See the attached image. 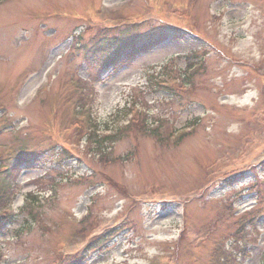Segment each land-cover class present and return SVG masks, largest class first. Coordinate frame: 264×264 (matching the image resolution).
<instances>
[{
	"label": "rangeland",
	"instance_id": "374dc122",
	"mask_svg": "<svg viewBox=\"0 0 264 264\" xmlns=\"http://www.w3.org/2000/svg\"><path fill=\"white\" fill-rule=\"evenodd\" d=\"M0 192V264H264V0H0Z\"/></svg>",
	"mask_w": 264,
	"mask_h": 264
},
{
	"label": "trees",
	"instance_id": "16d2710c",
	"mask_svg": "<svg viewBox=\"0 0 264 264\" xmlns=\"http://www.w3.org/2000/svg\"><path fill=\"white\" fill-rule=\"evenodd\" d=\"M166 26L167 25L164 23L157 24L155 26L151 25V27L148 28L144 34L141 33L138 37H134L135 39L130 42L125 41L126 38L123 37L117 38L116 34L110 33V28L99 27L97 35L91 36L90 38L87 37V40L85 39L86 41L83 40V35L80 37L77 36V40L79 41V44L77 41V46L85 52L86 58L89 57L88 53L94 50H116V52L109 55V58L103 62L107 66L111 65L116 68H121V66L131 65V63L135 61L138 56L142 55V53L148 52L157 44L162 43V41L167 37L166 35L169 34L168 30L165 31L164 29ZM168 27L175 30L173 35L178 36L185 34L173 26ZM99 52L96 51L97 54ZM153 84L154 82L149 83V87H152ZM4 217L5 215H0V224H3L2 221ZM14 220L15 219H10L7 224L14 222Z\"/></svg>",
	"mask_w": 264,
	"mask_h": 264
},
{
	"label": "bare ground",
	"instance_id": "6f19581e",
	"mask_svg": "<svg viewBox=\"0 0 264 264\" xmlns=\"http://www.w3.org/2000/svg\"><path fill=\"white\" fill-rule=\"evenodd\" d=\"M25 94V93H24ZM30 162V161H29Z\"/></svg>",
	"mask_w": 264,
	"mask_h": 264
}]
</instances>
